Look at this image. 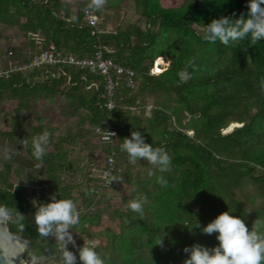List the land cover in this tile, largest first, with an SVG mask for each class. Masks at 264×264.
Returning a JSON list of instances; mask_svg holds the SVG:
<instances>
[{
  "label": "trees",
  "instance_id": "16d2710c",
  "mask_svg": "<svg viewBox=\"0 0 264 264\" xmlns=\"http://www.w3.org/2000/svg\"><path fill=\"white\" fill-rule=\"evenodd\" d=\"M134 2L144 27L130 22L105 31L83 19L85 6L97 14L105 7L103 0L100 7L96 0H0V36L3 29L23 31V40L2 66L29 60L53 43L79 57L101 47L105 57L135 72V87L127 86L126 78L119 80L118 105L111 110L104 77L86 68L43 64L1 76L0 104H14L8 125L0 123V135L20 142L31 158L46 165L50 194L76 202L80 222L73 228L89 239L100 238L95 246L106 264H183L189 255L185 246L219 243L216 233H204L202 227L222 211L235 210L249 228L257 218L264 221V41L253 44L249 36L225 45L203 39L205 23L221 14L246 12L247 0ZM158 60L161 71L156 73L152 69ZM149 96L154 105L147 116ZM57 99L66 122L61 134L55 114L45 116L38 109L41 101ZM107 119L117 132L113 147L120 171L113 187L99 194L98 175L112 144L96 138L94 127ZM232 123L239 125L225 132ZM45 129L51 140L39 159L32 139ZM134 129L169 151V171L161 173L156 166L145 180L133 172V161L120 145ZM161 174L166 185L158 181ZM119 181L129 186L124 204L128 198L147 197L143 212L110 202ZM106 198L105 207H98ZM47 200L44 195L40 202ZM37 206L0 169V207L12 214L10 231L26 240L25 259L52 258L63 264L60 242L38 230ZM106 208L112 209L116 227L101 228Z\"/></svg>",
  "mask_w": 264,
  "mask_h": 264
},
{
  "label": "clouds",
  "instance_id": "9594fccd",
  "mask_svg": "<svg viewBox=\"0 0 264 264\" xmlns=\"http://www.w3.org/2000/svg\"><path fill=\"white\" fill-rule=\"evenodd\" d=\"M101 4L102 0H96V7ZM247 4L246 12H240L239 15L235 11L221 14L205 23L203 39L212 42L219 39L225 45L249 36L253 44L264 41V0H247ZM109 133L111 138L115 135L113 132ZM50 140L51 132L47 129L33 137L35 157L43 159ZM120 147L128 153L130 160H146L157 166L161 173L172 167L173 158L169 151L163 146H154L152 142H148L139 129H134L130 136L123 137ZM154 173L155 169L152 170V174ZM158 181L164 185L168 183L163 174L158 177ZM146 199V196L143 199H133L130 207L143 212ZM234 212L230 208L222 211L202 227L204 233H216L219 243L209 246L196 242L185 246L184 251L189 255L183 264H264V221L257 218L249 228L245 218L234 215ZM34 220L43 236H53L60 242L63 264H78V261L80 264H106L92 240L84 241L82 245L76 244L73 226L80 222V211L71 197L52 193L49 200L38 204ZM162 237L159 243L163 242ZM70 243L78 248V255L69 247Z\"/></svg>",
  "mask_w": 264,
  "mask_h": 264
},
{
  "label": "built area",
  "instance_id": "2783aa9c",
  "mask_svg": "<svg viewBox=\"0 0 264 264\" xmlns=\"http://www.w3.org/2000/svg\"><path fill=\"white\" fill-rule=\"evenodd\" d=\"M83 19L91 24L92 26L98 25V16L97 14L88 6H85L83 9ZM109 51V49H107ZM12 54V49L8 52ZM43 64L50 65H59V64H69L75 65L79 68H86L94 73H99L105 79V89L107 94V108L109 110L115 108L117 103L116 96V86L119 83V80L126 78V85L129 87H135L134 76L135 72L133 69L127 68L123 65L115 63L111 58L105 57L102 48H98L90 56L79 57L72 53H67L61 50H58L53 43L49 47L44 49L41 53L35 54L29 60L23 61L18 64L8 63L6 66H0V77L8 76L14 71H25L31 67H39ZM160 69L157 62L153 66L154 69ZM159 70V71H160ZM157 71V72H159ZM123 108H127L126 104L121 105ZM96 138H99L105 143H111V148L106 153V160L103 170L98 175L100 179V186L98 193L103 191L110 190L114 185V180L116 179L118 172L120 171V165L116 158V150L113 145L117 138V132L113 127L109 119L105 120L102 124L96 125L94 127ZM113 132L115 135L111 138L110 133ZM94 209V206L92 207ZM42 259H29L26 260V264H42Z\"/></svg>",
  "mask_w": 264,
  "mask_h": 264
},
{
  "label": "rangeland",
  "instance_id": "374dc122",
  "mask_svg": "<svg viewBox=\"0 0 264 264\" xmlns=\"http://www.w3.org/2000/svg\"><path fill=\"white\" fill-rule=\"evenodd\" d=\"M71 1H76V0H71ZM106 1H108V2H106ZM163 1H165L166 3H171V4H176V2H177V0H163ZM103 2L105 3L104 4L105 7L102 8L100 13H97L98 24L99 25L101 24V26H102L101 30L113 31V30H116L119 26H125L126 24H128L130 22L138 23L141 27H144L145 19L139 13H137V11L135 10L134 0H127V3H121V2L118 3V0H103ZM110 2H111V4L108 5L107 3H110ZM6 33H7V36H11V38L13 37V35H11V33H9V32H6ZM21 37H22V35H20V38ZM3 47L4 48L7 47V49H8V41L4 42ZM159 62H160V60H158V62H157L158 67H159ZM159 70H160L159 68L154 69L155 72H157ZM153 99H154L153 96H149L147 98V103L145 106V114L147 116H150V114H151V108L154 105ZM57 100H58V103H56ZM57 100L53 104H51L50 102H46V104H47V106L49 105V106L53 107L52 112L55 114V120L57 121V124L60 125L59 126L60 129L57 130L56 133L61 134L64 131L66 122H65V119H62V116L60 115V113H61L60 109L62 108V106H61L62 101L59 99H57ZM44 107L39 106L38 109H41V111H43V114L45 116L52 113V112L48 111L47 108L43 109ZM54 109H56V111ZM187 117H189V116H187ZM0 123L3 126H7L9 123V110L7 109L6 106L3 105V103L0 104ZM237 125H239V124L238 123H232L227 129H225V132L230 131L234 126H237ZM83 152L86 153V150H83ZM153 169H156V166L152 165L150 162H147L146 160L142 159V160L133 161V172L135 174H139V176L144 180L151 178ZM254 189H255V187L251 186V190H254ZM254 191H255V193L261 195L258 190L257 191L254 190ZM128 192H129V186L125 185L122 181H119L113 190V195H112L113 197H112V199H110V202L114 206L120 205L121 203H123L121 201V198L123 196L127 195ZM107 202H108L107 198L101 200L98 207H101L103 209ZM130 202H131V199L128 198L127 202L125 204L123 203L125 208L128 205H130ZM106 226H113V227L117 226L116 220L114 219V216L112 215V209L111 208H108L102 214L101 228L103 229ZM98 229H99L98 227L94 228L93 232L98 230ZM73 233H74V237H75L77 245H82L84 243V241H88V240H92L94 242V244L96 245L100 241L99 240L100 238H98V237H94L92 239H89L85 235H82L80 232H78L74 228H73ZM69 247L70 248L72 247V250H73V248L78 250V248L75 245H72L71 243H70ZM31 259H35V258H31ZM44 260H46V259H44ZM55 263H56V261L52 258H50L49 260H47L45 262V264H55Z\"/></svg>",
  "mask_w": 264,
  "mask_h": 264
},
{
  "label": "crops",
  "instance_id": "0c3cea01",
  "mask_svg": "<svg viewBox=\"0 0 264 264\" xmlns=\"http://www.w3.org/2000/svg\"><path fill=\"white\" fill-rule=\"evenodd\" d=\"M3 31V36H0V66H2L4 61H10L11 55L8 53L9 50L14 46L19 45L23 40L22 37L20 38V35H22L23 32L22 30L17 32L13 29H3ZM6 32L11 33L13 37L11 38V36H7ZM6 41H8V49L7 47H3L4 42ZM56 103H58V100ZM13 104L14 103L12 101L3 103V105L6 106L8 110ZM39 106H45L43 109L47 108L48 111H53V107L49 105L47 106L46 102L44 101H41L38 104V107ZM54 110L56 111V109ZM10 153H12V156L9 155ZM30 159L31 157L23 144L17 141V143L13 145L10 141L0 137V169L4 172H8L9 182L13 183L14 185H22L24 189L26 186H30L32 189L30 190L31 195L34 194L36 196L34 199L36 203L39 204L41 198L44 195H48L49 199L51 198V184L48 181L49 179L46 175V170L44 173L41 172V170L43 171V163L36 162L34 164L32 163L31 165ZM39 177L42 178L41 185H39L37 182Z\"/></svg>",
  "mask_w": 264,
  "mask_h": 264
},
{
  "label": "water",
  "instance_id": "95a60500",
  "mask_svg": "<svg viewBox=\"0 0 264 264\" xmlns=\"http://www.w3.org/2000/svg\"><path fill=\"white\" fill-rule=\"evenodd\" d=\"M2 139L10 141L13 145L17 143L16 140L0 135ZM12 156V153L9 154ZM31 160L32 163L37 161L34 159ZM38 163V162H37ZM44 173L46 170V165L42 164ZM50 182V180H48ZM38 184L41 185L42 178L39 177L37 180ZM30 186L25 187L26 196L36 198L33 194L31 195ZM12 214L3 208L0 207V264H26V259L24 257V251L27 247L26 240L13 234L8 226V220L11 218Z\"/></svg>",
  "mask_w": 264,
  "mask_h": 264
},
{
  "label": "flooded vegetation",
  "instance_id": "af4514ba",
  "mask_svg": "<svg viewBox=\"0 0 264 264\" xmlns=\"http://www.w3.org/2000/svg\"><path fill=\"white\" fill-rule=\"evenodd\" d=\"M26 192V191H25Z\"/></svg>",
  "mask_w": 264,
  "mask_h": 264
}]
</instances>
